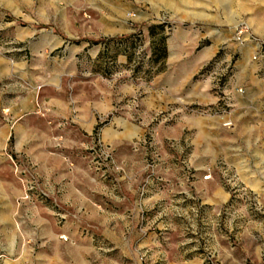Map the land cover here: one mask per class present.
Segmentation results:
<instances>
[{"label":"rangeland","instance_id":"374dc122","mask_svg":"<svg viewBox=\"0 0 264 264\" xmlns=\"http://www.w3.org/2000/svg\"><path fill=\"white\" fill-rule=\"evenodd\" d=\"M263 90L264 0H0V264H264Z\"/></svg>","mask_w":264,"mask_h":264},{"label":"crops","instance_id":"0c3cea01","mask_svg":"<svg viewBox=\"0 0 264 264\" xmlns=\"http://www.w3.org/2000/svg\"><path fill=\"white\" fill-rule=\"evenodd\" d=\"M235 106L237 107V111L241 108L246 109L239 113V115L236 114L237 111L231 114L230 117L232 120L239 122L241 125L246 124L249 128L254 127V123L256 122V125L264 129V90L260 91L257 96L248 95V97H246V95H244Z\"/></svg>","mask_w":264,"mask_h":264},{"label":"built area","instance_id":"2783aa9c","mask_svg":"<svg viewBox=\"0 0 264 264\" xmlns=\"http://www.w3.org/2000/svg\"><path fill=\"white\" fill-rule=\"evenodd\" d=\"M236 91H241V88H240V87H237V88H236Z\"/></svg>","mask_w":264,"mask_h":264},{"label":"trees","instance_id":"16d2710c","mask_svg":"<svg viewBox=\"0 0 264 264\" xmlns=\"http://www.w3.org/2000/svg\"><path fill=\"white\" fill-rule=\"evenodd\" d=\"M159 26L161 27V24H159ZM150 28V30L153 32V28H152V26L151 27H149Z\"/></svg>","mask_w":264,"mask_h":264}]
</instances>
